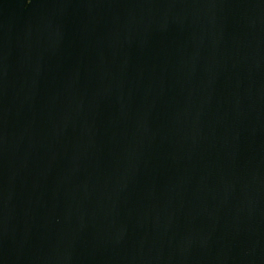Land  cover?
<instances>
[{
  "label": "water",
  "instance_id": "1",
  "mask_svg": "<svg viewBox=\"0 0 264 264\" xmlns=\"http://www.w3.org/2000/svg\"><path fill=\"white\" fill-rule=\"evenodd\" d=\"M0 264H264V0H0Z\"/></svg>",
  "mask_w": 264,
  "mask_h": 264
}]
</instances>
